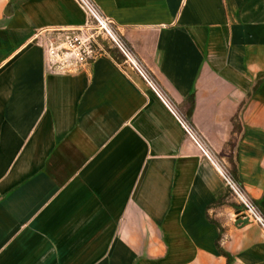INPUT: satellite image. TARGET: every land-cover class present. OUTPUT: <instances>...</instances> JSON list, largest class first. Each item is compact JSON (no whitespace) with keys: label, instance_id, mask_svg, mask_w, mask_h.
Segmentation results:
<instances>
[{"label":"crops","instance_id":"obj_1","mask_svg":"<svg viewBox=\"0 0 264 264\" xmlns=\"http://www.w3.org/2000/svg\"><path fill=\"white\" fill-rule=\"evenodd\" d=\"M93 2L264 215V0ZM89 22L74 0H0V264H264L259 227L108 41L47 71L49 38Z\"/></svg>","mask_w":264,"mask_h":264},{"label":"built area","instance_id":"obj_2","mask_svg":"<svg viewBox=\"0 0 264 264\" xmlns=\"http://www.w3.org/2000/svg\"><path fill=\"white\" fill-rule=\"evenodd\" d=\"M84 11L90 22L81 27L60 32V37H51L44 49V61L49 73L71 74L85 71L100 55L107 53L99 44L103 38L117 50L122 58L120 64L129 67L167 109L184 135L195 145L205 159L221 177L233 201L240 207L242 215L259 227L264 235V215L243 187L232 176L225 163L210 149L190 121L178 110L164 93L131 47L119 35L112 21L106 17L93 0H74Z\"/></svg>","mask_w":264,"mask_h":264},{"label":"water","instance_id":"obj_3","mask_svg":"<svg viewBox=\"0 0 264 264\" xmlns=\"http://www.w3.org/2000/svg\"><path fill=\"white\" fill-rule=\"evenodd\" d=\"M249 223L248 220L246 218H244L242 215H238L237 220L235 221L236 225H245Z\"/></svg>","mask_w":264,"mask_h":264},{"label":"trees","instance_id":"obj_4","mask_svg":"<svg viewBox=\"0 0 264 264\" xmlns=\"http://www.w3.org/2000/svg\"><path fill=\"white\" fill-rule=\"evenodd\" d=\"M117 51V50H116ZM109 54H111V56H113V57H115L116 58V56H115V54L113 53V52H109ZM119 54V53H118ZM117 60V59H116ZM122 60H119L118 62H121ZM192 99H190V101H191ZM192 102V101H191Z\"/></svg>","mask_w":264,"mask_h":264}]
</instances>
